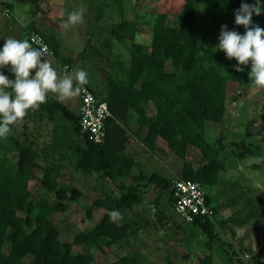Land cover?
<instances>
[{"label": "trees", "instance_id": "trees-1", "mask_svg": "<svg viewBox=\"0 0 264 264\" xmlns=\"http://www.w3.org/2000/svg\"><path fill=\"white\" fill-rule=\"evenodd\" d=\"M240 2L202 0V8H199L197 0H184L183 10L175 22L169 17L173 14L172 8L158 11L147 45L135 39L134 21L123 19L110 25L109 38L124 42L128 35L132 40L126 67H120L119 60L110 58L112 42L102 41L107 55L93 48L108 70L106 86L104 93L98 83L86 86L98 99L107 102L112 114L106 120V134L101 143L87 139L80 132L78 112L50 93L39 108L27 110L20 131L14 123L10 125V132L0 137V264H90L92 254L74 253V244L94 245L106 253L112 243L123 240L128 234L127 223L112 217V210L133 209L151 188L166 192L173 208L172 185L178 178L197 180L205 191L206 186L221 183L226 158L206 137L205 123L222 122L227 116L229 81L240 86H255L247 75L250 65L244 66L243 72H236L232 67L236 63L234 58H226L223 51H213L221 25L244 32L242 25L234 24V10ZM252 19L264 27V13L253 15ZM61 26L60 19H56V24L41 20L38 27L29 28V33L42 34L55 58L73 67L86 47L78 55H64ZM167 63L171 69H166ZM42 119L52 124L49 138L40 142L28 139L26 120ZM130 120H135L137 125L132 135L148 151H160L155 144V139L160 137L182 159L180 177H168L157 171H132L135 159L126 152ZM188 148L201 153L205 162L193 167L187 158ZM66 166L111 180L122 178L116 193H106L89 204L87 214L93 207L105 209L101 219L90 230L76 233L71 241L59 238V229L51 218L53 212L67 207L64 200L69 197L68 189L59 184ZM35 169L42 171L40 183L55 199L40 196L34 202L30 200L28 181L35 176ZM127 178L130 180L126 181ZM206 201L214 209L213 219L197 217L189 223L206 238L207 252L199 258L198 264H213V243L219 240L216 227L234 222L237 215L235 212L220 217L221 205L211 203L207 191ZM192 236L197 237V233L193 231ZM239 249L248 251L247 255L257 262L256 257L264 246L261 244L256 251L245 249L244 245ZM230 253L236 255L235 251Z\"/></svg>", "mask_w": 264, "mask_h": 264}, {"label": "rangeland", "instance_id": "rangeland-1", "mask_svg": "<svg viewBox=\"0 0 264 264\" xmlns=\"http://www.w3.org/2000/svg\"><path fill=\"white\" fill-rule=\"evenodd\" d=\"M201 3L202 0H197L199 8H202ZM183 4L184 0H0V25L3 26L0 37L28 39L29 28L38 27L41 20L56 24V19H60L62 25L67 12L82 7L84 19L81 23L68 29L61 26V51L64 55H78L84 47L86 51L73 67L60 63L54 54H45L44 59L51 61L58 75L75 68H85L89 74L88 83L102 85L103 88H100L104 93L108 70L101 55L93 48L107 55L102 41L106 39L112 42L110 58L119 60L120 67H126L132 40L128 35L124 42L109 38L110 25L123 19L134 21L135 39L147 45L156 12L172 8L174 11L169 17L171 22H175L183 10ZM64 65H67V71L63 70ZM166 69H171L169 63ZM50 95L57 99L56 94L50 92ZM77 98L76 94L70 97V101L57 100L76 112ZM226 109L227 116L222 122L206 121L205 132L210 143L218 146L226 158L225 170L220 174V184L224 190L227 189L224 198L227 210L223 213L229 216L237 212V215L234 222L216 227L219 240L213 243V264H264V250L256 257L257 263L247 255L248 251L239 249L240 245L253 251L261 244L264 246V162L254 163L256 157L264 158V88L252 84L240 86L229 81ZM26 122L28 139L40 142L49 138L51 122L44 119ZM22 124L23 117L14 122L19 131L23 128ZM162 148L159 147L158 153L144 152L138 155V160H145L144 171L180 177L182 159L165 144H162ZM187 158L195 168L205 162L202 154L192 148H188ZM41 174V170L35 169V176L28 181L32 202L40 196L55 199L52 192L42 187ZM100 178L70 166L63 169L59 184L68 189L69 197L64 200L67 207L64 211L51 214L61 240L71 241L76 233L90 230L101 219L105 209L93 207L87 214L89 204L106 193H116L117 185L122 180L102 178L106 181L102 184ZM234 181L235 184H232ZM212 187L208 185L206 190L214 204ZM119 212V221L128 225V234L123 240L112 243L106 253L94 245L74 244L72 251L91 253L93 259L90 264H198L199 258L207 252L204 234L174 213L166 192L158 188L147 192L133 209L123 208ZM244 219H247L245 223L240 224ZM193 231L197 233L195 238ZM230 251H235L236 255ZM229 257L232 261H229Z\"/></svg>", "mask_w": 264, "mask_h": 264}, {"label": "clouds", "instance_id": "clouds-1", "mask_svg": "<svg viewBox=\"0 0 264 264\" xmlns=\"http://www.w3.org/2000/svg\"><path fill=\"white\" fill-rule=\"evenodd\" d=\"M264 13V0L248 3L241 0L234 10V24L242 25L244 32L221 25L218 42L213 51H223L226 58H234L232 65L236 72H243L250 65L247 75L251 82L264 88V27L254 22L253 15ZM62 27L81 23L84 9L77 8L66 13ZM0 137L10 132V125L26 115L30 108H39L45 103L48 94L54 93L57 99L64 100L76 95L88 83V71L75 68L58 75L51 61L45 60L46 46H33L29 39L14 36L0 37ZM264 158L256 157L260 164ZM112 217H119V210H112Z\"/></svg>", "mask_w": 264, "mask_h": 264}, {"label": "built area", "instance_id": "built-area-1", "mask_svg": "<svg viewBox=\"0 0 264 264\" xmlns=\"http://www.w3.org/2000/svg\"><path fill=\"white\" fill-rule=\"evenodd\" d=\"M28 39L36 47L46 46L48 51L45 54H53L39 32L31 31ZM63 70H68L67 65H64ZM78 93L80 132L85 134L87 139L101 143L106 134V120L112 117L108 104L98 99L86 85H83ZM172 188L174 212L185 222L192 223L197 217L203 216L213 219L214 209L207 203L205 188L199 181L178 178L173 181Z\"/></svg>", "mask_w": 264, "mask_h": 264}, {"label": "crops", "instance_id": "crops-1", "mask_svg": "<svg viewBox=\"0 0 264 264\" xmlns=\"http://www.w3.org/2000/svg\"><path fill=\"white\" fill-rule=\"evenodd\" d=\"M1 27H3V26L0 25V29H2ZM61 36H62V34H61ZM98 87L99 88L100 87L103 88L102 85H100V84H98ZM77 95H78V98H77V103H76V108H77V111L76 112H78V107H79V102H80L79 93H77ZM72 98H73V96H72ZM63 101H70V98H66ZM136 126L137 125H136V121L135 120H130L128 122V125H127V133L130 135V137H129V140H128V143H127V146H126V152L127 153H130V155L132 154V156L134 157L135 163H134V166L132 168V171L135 172V173L136 172L138 173V172H142V171L145 172L144 171V168H143L144 167L143 163H144L145 160L144 159L142 161L141 160H138V159H140V158H138V155H141V153H144V152L146 153V152H150V151H148V149L134 135H132V133H133L134 129L136 128ZM155 144H156V146L158 148L160 147L161 149H163L162 148V144H165V146H167L166 142L163 139H161L160 137H157L155 139ZM136 158H137V160H136ZM62 173H63V170H62ZM87 174L88 175H92V174H89V173H87ZM94 175H97V174H94ZM175 177H177V175ZM175 177H173V178H175ZM102 178H105V177H101L100 178V182L103 184L106 181L103 180ZM119 180H122V178H119ZM127 180H130V179L127 178L126 181ZM232 184H235V181L232 182ZM153 189L154 188H151L147 192H150ZM212 191H213V193H212L211 196L215 198V203L214 204L221 205L220 209L218 210V215H222V217H227L228 215H225V213H223V212H226V210H227L225 208L226 202L224 201L225 200L224 198L227 195L226 194L227 193V189L224 190V188L222 187V185L219 183V184L213 185ZM230 194H232V193L230 192ZM230 197H233V196L230 195ZM260 246H258V248ZM258 248L255 249L254 251L258 250Z\"/></svg>", "mask_w": 264, "mask_h": 264}]
</instances>
